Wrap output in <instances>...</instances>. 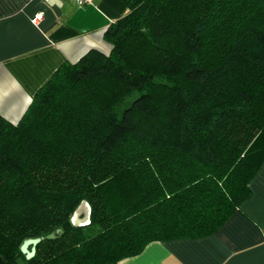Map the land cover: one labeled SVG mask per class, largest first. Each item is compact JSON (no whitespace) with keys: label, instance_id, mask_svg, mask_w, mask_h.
Here are the masks:
<instances>
[{"label":"trees","instance_id":"1","mask_svg":"<svg viewBox=\"0 0 264 264\" xmlns=\"http://www.w3.org/2000/svg\"><path fill=\"white\" fill-rule=\"evenodd\" d=\"M124 2L107 51L62 63L17 121L0 114V264L114 263L210 235L250 195L264 0ZM83 200L89 222L75 225Z\"/></svg>","mask_w":264,"mask_h":264},{"label":"crops","instance_id":"2","mask_svg":"<svg viewBox=\"0 0 264 264\" xmlns=\"http://www.w3.org/2000/svg\"><path fill=\"white\" fill-rule=\"evenodd\" d=\"M126 11L124 0H0V114L17 121L62 63L90 48L108 50L104 31ZM249 187V197L214 233L154 240L107 264H264V163Z\"/></svg>","mask_w":264,"mask_h":264},{"label":"water","instance_id":"3","mask_svg":"<svg viewBox=\"0 0 264 264\" xmlns=\"http://www.w3.org/2000/svg\"><path fill=\"white\" fill-rule=\"evenodd\" d=\"M89 212L90 207L88 203L83 200L80 202V204L77 206L76 210L74 211L71 221L75 225L85 224L89 222ZM82 214V216H80ZM56 232H60V228H57L55 230ZM48 238H53L55 236L54 232H50L46 235ZM40 237H29L23 240V242L20 245V250L23 254H25L26 258H30L35 253V247L36 244L39 242Z\"/></svg>","mask_w":264,"mask_h":264},{"label":"built area","instance_id":"4","mask_svg":"<svg viewBox=\"0 0 264 264\" xmlns=\"http://www.w3.org/2000/svg\"><path fill=\"white\" fill-rule=\"evenodd\" d=\"M75 1H76V3L79 4V5H84V4H89V3H91V0H75ZM41 15H42V12H38V13L34 16L33 20H34V21L37 20L38 18L41 17Z\"/></svg>","mask_w":264,"mask_h":264},{"label":"rangeland","instance_id":"5","mask_svg":"<svg viewBox=\"0 0 264 264\" xmlns=\"http://www.w3.org/2000/svg\"><path fill=\"white\" fill-rule=\"evenodd\" d=\"M104 51H107V50H104ZM80 216H82V214Z\"/></svg>","mask_w":264,"mask_h":264}]
</instances>
